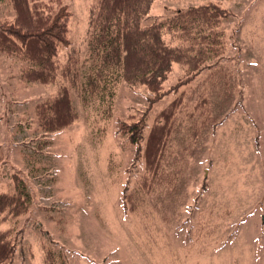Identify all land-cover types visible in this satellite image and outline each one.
I'll list each match as a JSON object with an SVG mask.
<instances>
[{
  "label": "rangeland",
  "instance_id": "1",
  "mask_svg": "<svg viewBox=\"0 0 264 264\" xmlns=\"http://www.w3.org/2000/svg\"><path fill=\"white\" fill-rule=\"evenodd\" d=\"M42 1L70 12V45L58 49L57 60L74 54L77 120L42 130L35 106L68 83L60 76L30 83L25 65L0 52V194L18 179L29 196L25 214L0 224L14 250L4 264H264V0L152 2L144 27L206 3L227 16L218 27L219 57L145 117L144 138L181 97L156 174L118 129V121L146 110L148 92L122 83L112 97L89 92L87 30L97 0ZM12 20L10 1L0 0V24ZM184 77L173 64L164 90ZM129 194L139 197L133 210Z\"/></svg>",
  "mask_w": 264,
  "mask_h": 264
},
{
  "label": "trees",
  "instance_id": "2",
  "mask_svg": "<svg viewBox=\"0 0 264 264\" xmlns=\"http://www.w3.org/2000/svg\"><path fill=\"white\" fill-rule=\"evenodd\" d=\"M13 20L0 24V52L13 56L25 66L22 77L28 82L61 84L56 95L35 106L38 124L46 133L63 130L77 120L72 105L71 89L78 76L72 52L64 64L57 60L60 47L70 45L68 22L70 12L65 4L45 7L42 0H9ZM154 0H97L92 7L87 30L93 74L87 77L90 94L103 99L112 97L117 84L144 88L148 106L139 117L118 121L120 134L136 147V156L143 159L146 172L156 174L160 168L165 145L171 133L181 97L166 105L156 116L144 138L145 117L151 107L169 93L210 67V60L219 57L222 47L219 24L226 19L225 10L215 3L177 11L171 17L146 27L142 22ZM169 34L177 45L165 42ZM173 64L185 69V77L164 90L163 82ZM143 143V144H142ZM139 199L125 196L133 210ZM29 208V196L24 183L16 179L11 191L0 194V224L6 215L18 217ZM9 230H0V264L10 259L14 250L8 239Z\"/></svg>",
  "mask_w": 264,
  "mask_h": 264
}]
</instances>
